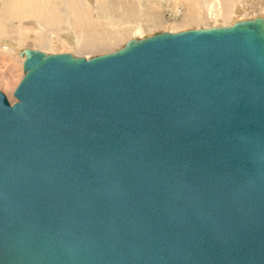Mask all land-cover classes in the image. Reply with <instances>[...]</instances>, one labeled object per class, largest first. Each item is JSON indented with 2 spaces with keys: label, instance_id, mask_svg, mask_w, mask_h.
Instances as JSON below:
<instances>
[{
  "label": "water",
  "instance_id": "water-1",
  "mask_svg": "<svg viewBox=\"0 0 264 264\" xmlns=\"http://www.w3.org/2000/svg\"><path fill=\"white\" fill-rule=\"evenodd\" d=\"M17 55L0 264H264L263 16Z\"/></svg>",
  "mask_w": 264,
  "mask_h": 264
},
{
  "label": "rangeland",
  "instance_id": "rangeland-1",
  "mask_svg": "<svg viewBox=\"0 0 264 264\" xmlns=\"http://www.w3.org/2000/svg\"><path fill=\"white\" fill-rule=\"evenodd\" d=\"M62 2L72 3L83 19L103 25L115 40L106 46L76 49L84 45L85 37L81 28L68 21L74 16V9L64 7ZM32 4L40 14L50 9L52 17L61 23L52 21L54 26H38V18L26 13ZM258 15L264 17V0H0V91L9 103L14 101L11 93L22 75L17 52L24 47L87 57L117 48L131 37L230 24Z\"/></svg>",
  "mask_w": 264,
  "mask_h": 264
},
{
  "label": "bare ground",
  "instance_id": "bare-ground-1",
  "mask_svg": "<svg viewBox=\"0 0 264 264\" xmlns=\"http://www.w3.org/2000/svg\"><path fill=\"white\" fill-rule=\"evenodd\" d=\"M36 5L39 4L38 1L34 2ZM62 5L64 7L70 6L74 9V6L72 3H65L62 2ZM31 9H26V13H30L31 16L37 17V25L38 26H54L55 24L52 23V21L56 23H61L60 19H55L52 17L51 10L46 8L43 14H40L36 12V7L34 4L31 5ZM68 21H72L73 25L77 28H81V32L83 33L85 37V43L83 46H79L76 49L79 50H85L87 48H91L92 46L103 44V46H106L108 43L113 42L115 38L113 37L114 34L107 32V29L103 27V25H95L93 22L89 21L88 19H83L79 14H77V11L74 9V16L71 18H68ZM84 22L85 25H80L79 22ZM5 32V30L1 31ZM6 34V33H5ZM4 34V35H5Z\"/></svg>",
  "mask_w": 264,
  "mask_h": 264
}]
</instances>
